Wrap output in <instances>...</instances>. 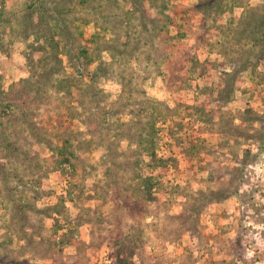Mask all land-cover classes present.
<instances>
[{
  "label": "rangeland",
  "instance_id": "374dc122",
  "mask_svg": "<svg viewBox=\"0 0 264 264\" xmlns=\"http://www.w3.org/2000/svg\"><path fill=\"white\" fill-rule=\"evenodd\" d=\"M113 258L264 264V0H0V264Z\"/></svg>",
  "mask_w": 264,
  "mask_h": 264
},
{
  "label": "trees",
  "instance_id": "16d2710c",
  "mask_svg": "<svg viewBox=\"0 0 264 264\" xmlns=\"http://www.w3.org/2000/svg\"><path fill=\"white\" fill-rule=\"evenodd\" d=\"M114 260H116V261H114ZM112 261H113L114 264H125V263H123L122 261H120V262L118 261V262H117V259H115V258H113Z\"/></svg>",
  "mask_w": 264,
  "mask_h": 264
}]
</instances>
